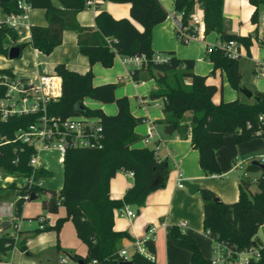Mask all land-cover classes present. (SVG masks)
Returning a JSON list of instances; mask_svg holds the SVG:
<instances>
[{
  "label": "trees",
  "instance_id": "obj_1",
  "mask_svg": "<svg viewBox=\"0 0 264 264\" xmlns=\"http://www.w3.org/2000/svg\"><path fill=\"white\" fill-rule=\"evenodd\" d=\"M7 0L0 2V18L3 15L19 12L17 2ZM116 4H128L129 18L114 19L106 11H98L95 16V29L82 28L76 22V15L85 10V0H24L30 9L44 12L46 28L30 27L29 45L43 55H49L61 44L64 31L77 34L79 52L84 55L89 65L98 63L103 68H110L115 56L121 58L144 55L146 66L133 71L130 76L133 82L153 80L156 89L148 99H162L164 125L173 127L179 139L189 138L191 147L198 152V163L205 176L220 175L217 152L223 146L226 136H230L237 145L252 139H264V93L255 92L257 100L251 102L238 99L218 104L212 102L217 88L206 83V78L193 73L192 60H179L173 52H159L167 56L166 63L152 62L154 54L151 49V32L153 27L165 21L166 10L158 0H103ZM204 24V35L215 33L219 43L235 41L247 50L251 46L252 36L231 34L222 16L223 0H198ZM254 7L251 22L257 23L258 9L264 7V0H248ZM195 0H172L173 12L180 16L182 28L191 34L188 26ZM98 3L96 4V6ZM177 36V34H176ZM256 36V33L253 35ZM10 39L16 45L18 33L0 29V56H7L4 40ZM181 43L186 44L183 40ZM19 46H24L23 44ZM205 58L212 64L213 70L224 71L230 87L239 91L241 74L239 59H229L218 44L205 48ZM10 70H0L9 73ZM53 74L61 79L60 97L48 104L51 115L62 118L84 115L101 119L103 129L101 148L73 149L65 154L63 182L60 190H49L28 184L16 186L11 184L0 188V198L16 199L15 214L21 216L25 195L43 194L42 209L56 214L62 206L65 217L59 218L54 226L44 227L58 234L63 223L71 221L77 238L86 246V255H74L71 259L76 264H119L118 257L122 239H129L126 232L114 231V211L123 206L135 207L136 211L145 204L147 196L165 186L169 173L167 161L158 160L155 151L149 148H135L140 137L134 132L136 126L144 122L129 112L126 97L116 98L114 92L117 84H104L94 87L90 70L83 74L71 71L64 64H58ZM157 74L161 78L157 79ZM91 99L102 104H114L115 115H105L99 109H90L83 105L84 99ZM76 104L83 106L84 111L76 113ZM189 113V117L185 114ZM33 122L31 117L11 118L0 122V172L7 177L29 178L32 169L28 165L33 154L32 148L18 144H1L11 140L14 132L25 128ZM188 124L187 126H183ZM257 133H259L257 135ZM21 149V150H19ZM253 172L259 171L256 166H248ZM133 175V185L126 191L122 200L109 198V181L120 171ZM40 169L35 179L44 175ZM256 192L251 193L252 183L240 180L238 198L231 204L214 202L215 195L207 189H200L203 202V231L208 238L225 243L236 250H243L257 245L254 238L259 227L264 224V172L256 184ZM173 242L190 252L189 264H210L205 259L195 241L180 230L178 226L170 228ZM16 239L10 235L0 237V254L11 251ZM149 252L154 253L152 241L145 242ZM21 251L25 247L20 245ZM132 264H155L139 254L131 255ZM253 264H264V249L260 258Z\"/></svg>",
  "mask_w": 264,
  "mask_h": 264
},
{
  "label": "crops",
  "instance_id": "obj_2",
  "mask_svg": "<svg viewBox=\"0 0 264 264\" xmlns=\"http://www.w3.org/2000/svg\"><path fill=\"white\" fill-rule=\"evenodd\" d=\"M158 1L166 10L168 16L165 21L152 29L151 49L153 52H173L179 60H192L194 62L193 73L205 77L207 84L217 88V92L211 99L214 104H218L220 101L229 102L236 99L244 101L245 97L239 91L229 87L224 71L213 70L212 64L203 60L205 48L218 44L219 36L215 33L204 35L201 42L191 41L202 48L200 52L196 51L195 54L183 52L184 50L180 49L173 40V33L176 32V15L173 12L172 0ZM129 8L128 4H116L99 0L96 9H85L79 12L76 15V22L82 28L95 29L94 20L98 11L103 10L114 19H122L129 18ZM253 11L254 7L249 4L248 0H223L222 16L229 33L243 37L252 36L251 46L248 50L239 45L240 57L238 64L240 74L243 76L240 61L244 59L250 62L252 72L257 77L254 70L255 62L264 59V51H261V45L264 44V7L258 9L256 24L251 22ZM27 17L29 28L31 26L46 28L47 22L42 10L29 9ZM255 33L256 36H253ZM30 37V29L21 30L18 34L16 45H27ZM12 46L15 45H12L10 39L6 38L3 42V47L8 50ZM251 49L256 50L254 59L250 55ZM32 50L34 52L33 63L27 70H23L21 76H28L36 72L53 74L56 65L64 64L67 69L80 74L90 70L94 87L119 83L114 92L115 97H126L130 114L135 118L144 119V122L134 129V132L140 137V141L134 147L153 149L158 160L167 161L169 164V173L165 186L151 192L147 196L144 206L138 211H136L135 207L130 206L135 213L134 218L119 217L114 211V231L126 232L129 235V239L121 240L120 250H126L127 254L131 256L134 253V241L144 240L149 237L154 244V253L152 254L155 264H189L190 252L178 247L170 236V228L172 226L179 227L180 224H184V227H179L180 230L193 238L201 255L205 259H209L212 243L203 231V202L200 196V189L210 190L215 195V198L222 203L231 204L235 202L238 198L240 180L230 177L234 172L233 160L236 157L239 158V155L249 153L247 146L249 141L237 145L230 136H226L223 146L217 152L220 175L205 176L199 167L198 152L191 147L189 138L179 139L174 129L171 134L164 133L165 128L170 125L160 123L164 118L162 113L163 100H150L147 98L149 93L155 90L156 86L153 82H133L129 75V66L123 63V58L115 56L110 68H103L98 63L90 66L87 58L79 52L77 34L73 31H64L61 44L55 47L49 55H43L33 48ZM0 70L14 72L11 68L1 65ZM14 73L16 74V72ZM87 101H91L89 106L91 105L92 108L90 109H99L105 115L112 116L117 112L114 104H102L86 98L83 101L84 106L87 105ZM189 116V113L185 114V117ZM187 125L184 124L183 126ZM150 131H152L154 137L145 144L144 140ZM252 156L254 155H248L245 159ZM42 159L46 161L44 162ZM50 159L54 162H50ZM57 159L58 154L55 151L44 152L39 157L38 164L45 173L37 178L41 183V187H47L49 190L55 191L61 189L63 166L57 163ZM178 174L181 175L182 182L187 181L195 184L197 191L190 194L186 188H179L176 185ZM254 174L259 173L257 171ZM17 179L5 176L0 188H6L12 183L16 186H21ZM132 185L133 177L129 175V172L118 171L109 181V198L114 201L122 200L124 194ZM1 194L3 193H0V196ZM35 197L36 201L38 195ZM45 197L47 198V196ZM11 198L10 200H2L0 198V237L15 234L16 244L11 251L3 255L0 254V264H50L47 258L44 261L41 260L45 251L55 252L56 254L62 253L74 264L76 263L71 259L72 256L84 257L86 255V246L77 238L71 221L63 223L58 234L51 229L39 230L41 219L44 221V227H52L59 218H64V207L60 206L56 214H50L42 209L41 202L27 200L23 203L21 216L17 217L15 214L16 199L14 197ZM15 223L18 226L16 231L14 230ZM255 237L257 236L255 235ZM257 239L259 238L257 237ZM20 244L25 247V250L21 251V253L23 255L25 253L29 254V256L24 255L26 257L24 259L16 253L15 248ZM2 256H8L9 262L2 261ZM59 263L62 264L60 261Z\"/></svg>",
  "mask_w": 264,
  "mask_h": 264
},
{
  "label": "built area",
  "instance_id": "obj_3",
  "mask_svg": "<svg viewBox=\"0 0 264 264\" xmlns=\"http://www.w3.org/2000/svg\"><path fill=\"white\" fill-rule=\"evenodd\" d=\"M98 1L85 0L84 6L86 9H96ZM17 6L19 12L1 16L0 29L6 28L18 34L23 29H30L27 17V12L30 7L24 0H19ZM200 6L199 1L195 0L188 24L192 30L191 34L186 33L185 29L182 28L180 16L176 15L175 30L179 40H183L185 43L202 41L204 24ZM239 45L235 41L218 43L219 48L229 59H239ZM151 60L155 63H166L168 58L165 55L154 53ZM123 63L129 66V75L131 76L134 70L146 66L147 59L144 55L125 57L123 58ZM254 70L258 78L264 79V59L255 62ZM60 95L61 79L54 74L44 72H36L28 76H17L14 72L0 74V122H6L11 118H33V122L25 128L16 130L11 140H3L1 143L3 145L18 144L32 148L33 154L28 162L32 172L29 178H24L25 184L29 186L41 187L39 179H35V176L41 169L38 160L42 153L48 151L57 152V161L62 164L65 154L69 150L101 148L103 129L100 118L84 115L62 118L51 115L48 112V104L56 101ZM259 119L264 118L259 117ZM153 137L154 134L150 131L144 143H148ZM252 162L264 165V154L252 156L247 159L234 158L233 170L241 173L240 180H247L252 184H256L262 171H258V176H252L255 172L248 169V166ZM129 175L133 177L130 172ZM176 185L179 188L183 187L180 174H178ZM28 198L29 195L23 197L25 201ZM115 212L119 217H126L128 219L135 217V213L127 205L115 210ZM43 223L44 221L41 219L39 222V230H43ZM179 227H184V224H180ZM261 227L264 228V224L259 228ZM17 229L18 226L15 223L14 230L16 231ZM205 234L208 236V233ZM10 236L16 239L15 234H11ZM254 238L257 239V237ZM147 241H150L149 237L144 240L134 241V253L150 261H154L153 254L145 246V242ZM211 243L210 264H253L259 260L260 250L264 249V241L261 240H259L257 245L243 250H236L225 243L214 240H211ZM118 257L122 259V262L131 261V256L123 249L118 252ZM60 262L65 264L66 260L61 258ZM90 264H95V261H92Z\"/></svg>",
  "mask_w": 264,
  "mask_h": 264
},
{
  "label": "rangeland",
  "instance_id": "obj_4",
  "mask_svg": "<svg viewBox=\"0 0 264 264\" xmlns=\"http://www.w3.org/2000/svg\"><path fill=\"white\" fill-rule=\"evenodd\" d=\"M173 40L176 42L177 46L180 49H183V52L189 53V54H195V52H200L202 50V48L199 45H196L194 43H181L179 41V39L176 36V32L173 33ZM261 51H264V44L261 45ZM250 55L251 58H255L256 57V50L255 49H251L250 50ZM245 56V55H243ZM34 60V52L32 50V48L29 46V44L25 45L24 50L21 54V57L19 59H15V60H9L7 57H0V65L1 66H5L8 68H11L14 72H16L17 76H21V74H23V70H27L29 66H31V64L33 63ZM203 60L205 62H208V60L205 58L204 54H203ZM252 61V60H251ZM240 66L242 69V75L241 76V88H246L247 90L255 93V92H259V93H264V79H260L258 77H256L253 72H252V66L250 64L249 61L242 59L240 61ZM18 68V69H17ZM227 80V77H226ZM149 82H153V84L156 86V83L152 80H148L145 81V83H149ZM227 84L228 80H227ZM157 87V86H156ZM230 87V85H229ZM156 89V88H155ZM244 101L246 102H251L252 99H244ZM89 103H91V101H87V105L86 107L88 108H92L91 105L89 106ZM114 106V105H113ZM160 124V123H157ZM248 149H249V153L247 154H242L239 155V159H245L246 156L248 155H260V154H264V139H260V138H255L249 141L248 143ZM44 162L46 161L45 159H42ZM50 162H54L51 159L49 160ZM56 163V162H55ZM59 168V166H57ZM256 173V172H255ZM259 173V172H258ZM53 175V174H52ZM259 174H252V176H258ZM5 177V175L0 172V185L3 184V178ZM231 178L233 179H241V173L240 172H236L234 171L231 176ZM17 180H19V184L20 185H24V179L23 178H18ZM46 185V184H45ZM45 188V187H43ZM45 189H48L47 187ZM251 193H255L256 192V186L254 184H252V187L250 188ZM45 199V196L43 194L38 195L37 200L32 201V202H42ZM256 236L264 241V228H259L256 232ZM21 245V244H20ZM20 245H18L15 249H16V253L18 254V256H20L21 258H26L23 253H21V249H20ZM43 257H41V260L44 261V259H48L50 264H54V263H59L61 258H64L66 260L65 264H74L70 259H68L67 257H65L64 254L60 253V254H56L45 251L43 254ZM41 255V256H42ZM39 260H40V256H39ZM2 261H8L9 262V257L6 256H2Z\"/></svg>",
  "mask_w": 264,
  "mask_h": 264
},
{
  "label": "water",
  "instance_id": "obj_5",
  "mask_svg": "<svg viewBox=\"0 0 264 264\" xmlns=\"http://www.w3.org/2000/svg\"><path fill=\"white\" fill-rule=\"evenodd\" d=\"M4 1H7V0H0V2H4ZM24 49V46H19V45H15V46H12L10 47L8 50H7V58L9 60H15V59H19L21 57V53H22V50ZM157 79H160L161 78V74H157ZM239 93L242 94L246 99H253V100H257V97L254 95L253 92L247 90L246 88H240L239 90ZM75 112L76 113H81L84 111V108L82 105L80 104H76L75 108H74ZM173 132V127L172 126H167L164 130V133L165 134H171ZM252 166H256L259 170H261L262 172H264V165H261V164H258L257 162H252L251 164ZM182 186L184 188L187 189V191L190 193V194H193L197 191V186L195 184H191L187 181H183L182 182ZM35 195L34 194H31L28 198V201H33L35 200ZM219 200L217 198H214V202H218ZM25 256H29L28 253H25L24 254ZM119 264H132L131 261H126V262H121Z\"/></svg>",
  "mask_w": 264,
  "mask_h": 264
},
{
  "label": "bare ground",
  "instance_id": "obj_6",
  "mask_svg": "<svg viewBox=\"0 0 264 264\" xmlns=\"http://www.w3.org/2000/svg\"><path fill=\"white\" fill-rule=\"evenodd\" d=\"M57 163H58V161H57ZM58 164H60V163H58Z\"/></svg>",
  "mask_w": 264,
  "mask_h": 264
}]
</instances>
